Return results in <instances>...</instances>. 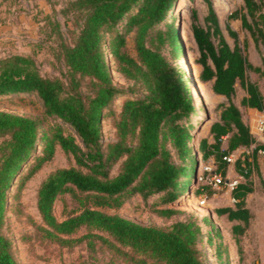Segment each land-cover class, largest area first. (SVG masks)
Returning <instances> with one entry per match:
<instances>
[{
	"label": "trees",
	"instance_id": "1",
	"mask_svg": "<svg viewBox=\"0 0 264 264\" xmlns=\"http://www.w3.org/2000/svg\"><path fill=\"white\" fill-rule=\"evenodd\" d=\"M177 1L69 0V10L83 12V23L73 44H61L59 55L67 67L64 77L42 73L31 54L0 56V95L37 93L44 103L43 115L36 117L0 109V264H19L5 232L13 179L24 164H30L26 174L30 177L53 157L57 146L71 153L76 164L56 168L41 182L38 207L44 236L69 244L74 241L69 236L86 227L89 232L81 238L90 242L99 238L105 246L132 259L131 264H205L201 218L190 212L161 227L96 207L119 208L134 194L147 200L162 193L164 203L183 200L191 192L212 195V184L198 179V153L202 164L215 162L216 169L226 176L230 162L224 156L246 147L235 161L237 172L243 175L232 189L236 201L213 209L218 218L232 222L228 232L240 254L238 264H244L243 236L254 217L248 196L258 182L264 183L257 166L262 144L245 117L251 108L264 110V90L252 76L264 78V0H244L246 10L230 14L241 18L248 31L244 42L227 23L228 34L234 39L229 42L211 0H206V23L200 21L197 7H192V29L199 48L196 62L201 65L198 79L210 83L215 94L225 96L216 105L207 133L199 137L198 148L194 146L193 122L197 106L188 73L180 62L187 50L178 31V15L173 14ZM125 17L119 30L117 25ZM130 32L136 55L127 48ZM187 34L185 29L184 36ZM106 37L116 70L126 80H133L134 86L144 88L143 92L130 90L119 111L111 110L116 137L110 140L103 137L102 118L123 90L115 84L105 58ZM251 40L259 61L247 52ZM239 85L244 94H239ZM49 118L55 121L42 130L43 121ZM252 144L255 146L250 148ZM116 164L119 167L113 173ZM67 192L83 209L59 220L55 204ZM160 210L167 216L178 211L173 207ZM255 264H261L259 258Z\"/></svg>",
	"mask_w": 264,
	"mask_h": 264
},
{
	"label": "rangeland",
	"instance_id": "2",
	"mask_svg": "<svg viewBox=\"0 0 264 264\" xmlns=\"http://www.w3.org/2000/svg\"><path fill=\"white\" fill-rule=\"evenodd\" d=\"M211 4L217 12L229 42L233 43L234 39L228 34L227 23L231 24L232 28L237 31L240 40L244 42L245 36L249 33L243 28L241 18L230 17V14L235 10H246L244 0H211ZM68 6L69 0H0V56L14 52L31 54L35 57L42 73L64 77L67 67L64 59L59 55L61 44L62 42L73 44L83 23V12L69 10ZM193 6L197 7L199 11L200 21L206 23L205 16L209 10L206 0H178L173 14H177L181 19V37L187 50L186 53H182L180 60L184 56L188 58L190 75L194 76L196 80L192 89L197 106L193 115V122L196 125L194 146L198 148L199 137L207 133L210 122L216 115V105L224 97L216 95L212 91L210 83L198 79L201 65L196 62L199 48L192 29L191 10ZM135 10L136 6L132 11ZM125 21L126 17L118 23L119 30L123 29ZM161 26L164 27L163 24ZM184 27L188 30L186 36H184ZM106 35L108 37L109 33ZM107 37L104 40L105 58L115 84L123 90L105 109L102 118L103 137L105 140H110L116 137L111 110L119 111L124 99L131 95L130 90L138 89L135 92H143L144 88L139 85L134 86L133 80H126L116 70V62ZM127 48L132 54H137L134 34L131 32L127 34ZM247 52L252 60L259 61L260 56L252 40L251 47L247 48ZM167 53L171 59L175 60L170 51ZM191 67L194 75L191 73ZM252 76L259 81L264 90V78H259L255 73ZM189 81L191 82L190 77ZM238 89L239 94H243L244 90L240 85ZM0 109L36 117L43 115L44 103L37 93H5L0 95ZM259 113V110L249 109L245 112V117L249 122L254 121ZM54 121L53 118L43 121L41 129L47 130ZM250 124L252 125L253 122ZM67 130L71 131L72 129L69 127ZM41 150L42 145L38 147V152ZM198 158V168L201 172L204 160L201 159L200 153H198ZM33 160L35 159H30V161ZM74 164H76L74 156L57 146L53 157L30 177H26L30 164H24L23 168L15 175L9 194L5 223V232L12 241L15 258L19 264H107L110 261L115 264H131L132 259L105 246L99 238L94 239L93 242H90L88 238H81L83 234L89 232L86 227H82L78 232L69 236L74 239L69 244H61L44 236L41 227L45 224L38 207V191L41 182L56 168ZM118 167L119 164L114 166L113 173L117 171ZM198 195L191 192L189 197H185L183 200L164 203L162 193L153 194L147 200L139 194H134L119 208L108 206H97L96 208L108 213H119L142 224L161 227H168L175 220L182 219L188 213L193 212L201 218L203 230L201 248L205 264H238L240 254L228 232L232 222L223 217L218 218L213 211L215 207L234 204L232 189L223 187L215 197H212L208 207L204 208L198 206ZM248 203L254 211V217L243 236L245 256L243 262L244 264H255V260L259 258L261 264H264V183L258 182L257 189L248 196ZM164 207H173L178 211L167 216L160 210ZM82 209L83 205L71 193L67 192L57 199L54 211L56 217L62 220L72 214L79 213ZM203 217H206L207 220L202 219ZM217 229L220 233H217ZM95 232L99 231L95 230ZM100 233L107 236L104 232ZM124 249L128 250L127 247Z\"/></svg>",
	"mask_w": 264,
	"mask_h": 264
},
{
	"label": "built area",
	"instance_id": "3",
	"mask_svg": "<svg viewBox=\"0 0 264 264\" xmlns=\"http://www.w3.org/2000/svg\"><path fill=\"white\" fill-rule=\"evenodd\" d=\"M259 111L260 113L258 114L257 118L254 119L251 127L257 142L262 144L258 151L260 154L264 155V110ZM252 146L254 147L255 144H252ZM224 158L229 162H233L236 160V152L233 151L225 155ZM201 169L202 171L200 173L199 180L210 182L215 189L212 195H209L206 191H203L197 196V203L201 208L208 207L212 197H215L218 194V191L222 190L223 187H229L230 189H233L240 181L239 177L227 179L221 170L216 169L215 162L202 164ZM232 200L236 201V198L232 197ZM198 211L200 210L198 209Z\"/></svg>",
	"mask_w": 264,
	"mask_h": 264
},
{
	"label": "crops",
	"instance_id": "4",
	"mask_svg": "<svg viewBox=\"0 0 264 264\" xmlns=\"http://www.w3.org/2000/svg\"><path fill=\"white\" fill-rule=\"evenodd\" d=\"M243 91V90H242ZM244 94V92H242ZM218 96H222L224 97L225 99V96L223 95H219V94H216ZM253 108H251L252 110ZM255 109H253L254 111ZM252 112V111H250ZM253 121H250V123H252ZM253 146H251L250 148H252ZM246 150V147H240L236 150H234L236 152V159L238 158V156L244 151ZM233 152V151H232ZM258 158H257V166L259 168V170L261 171L262 173V176L264 177V155L260 154L259 151H258ZM213 161V160H212ZM236 161V160H235ZM235 161L233 162H230L229 163V166H228V171L226 173V178L229 179V178H236V177H239L240 180L243 178V175L242 174H239L235 168Z\"/></svg>",
	"mask_w": 264,
	"mask_h": 264
},
{
	"label": "bare ground",
	"instance_id": "5",
	"mask_svg": "<svg viewBox=\"0 0 264 264\" xmlns=\"http://www.w3.org/2000/svg\"><path fill=\"white\" fill-rule=\"evenodd\" d=\"M180 61H181L182 67L187 71V73H188L187 75L191 78V84H192V87H193V84L195 83L196 80H195L194 76L190 75V72H189L190 65L188 63V58H186L184 56L183 59L180 60Z\"/></svg>",
	"mask_w": 264,
	"mask_h": 264
},
{
	"label": "water",
	"instance_id": "6",
	"mask_svg": "<svg viewBox=\"0 0 264 264\" xmlns=\"http://www.w3.org/2000/svg\"><path fill=\"white\" fill-rule=\"evenodd\" d=\"M178 31H179V34H180V37H181V19L179 18V16H178ZM181 40H182V37H181ZM182 42H183V40H182ZM183 44H184V42H183ZM191 73L193 74L192 67H191Z\"/></svg>",
	"mask_w": 264,
	"mask_h": 264
}]
</instances>
